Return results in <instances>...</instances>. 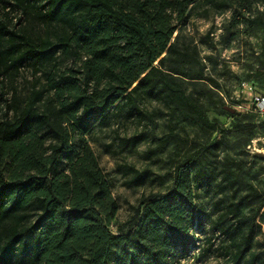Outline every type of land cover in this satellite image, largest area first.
Instances as JSON below:
<instances>
[{"label": "trees", "instance_id": "obj_1", "mask_svg": "<svg viewBox=\"0 0 264 264\" xmlns=\"http://www.w3.org/2000/svg\"><path fill=\"white\" fill-rule=\"evenodd\" d=\"M200 1L211 0H0V264H177L191 252L201 214L191 166L175 168L166 194H142L115 232L117 202L84 134L112 106L141 114L142 93H160L173 111L217 128L184 86L202 75L185 67L198 64L195 47L177 42ZM239 2L261 4L253 21L264 29V0ZM57 60L70 65L62 70ZM26 62L43 69L44 85L7 98L3 70ZM256 72L264 75V49ZM171 135L172 127L163 143ZM130 169L131 182L145 179ZM229 210L238 215L240 203ZM232 243L231 264H239L250 236Z\"/></svg>", "mask_w": 264, "mask_h": 264}, {"label": "rangeland", "instance_id": "obj_2", "mask_svg": "<svg viewBox=\"0 0 264 264\" xmlns=\"http://www.w3.org/2000/svg\"><path fill=\"white\" fill-rule=\"evenodd\" d=\"M225 1L227 6L211 0L191 8L179 26L177 41L179 46L195 47L198 64L185 67L202 68V75L192 82L185 78L184 86L217 128L211 130L180 110L173 111L160 93H142L141 114L127 117L112 106L84 134L117 202L110 224L115 232L124 227L142 194H166L173 186L175 168L185 162L191 166L192 196L201 214L192 228L195 246L177 264H231L232 241L243 235L250 236V246L239 264H264V112L256 109L254 98L264 94V75L256 72L264 29L253 21L262 16L263 8L259 2L241 7L239 0ZM14 14L27 24L25 14ZM32 23L34 32L43 31V23ZM57 62L62 70L70 65L67 60ZM42 70L27 62L16 70L4 69L7 98L14 92L22 98L34 84L43 86ZM243 81L252 90L242 88ZM4 111L2 105L0 115ZM170 127L173 135L163 143ZM131 167L146 173L142 182H131ZM232 202L240 203L236 216L229 210ZM227 226L236 228L232 237L222 232Z\"/></svg>", "mask_w": 264, "mask_h": 264}, {"label": "built area", "instance_id": "obj_3", "mask_svg": "<svg viewBox=\"0 0 264 264\" xmlns=\"http://www.w3.org/2000/svg\"><path fill=\"white\" fill-rule=\"evenodd\" d=\"M241 87H245L248 90H252V86L246 82H241ZM255 107L259 112H264V94H258L255 97Z\"/></svg>", "mask_w": 264, "mask_h": 264}]
</instances>
